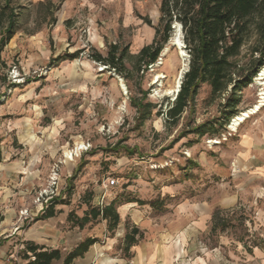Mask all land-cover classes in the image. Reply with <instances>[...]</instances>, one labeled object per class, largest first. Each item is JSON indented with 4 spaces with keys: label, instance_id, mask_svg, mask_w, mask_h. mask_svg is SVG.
I'll return each instance as SVG.
<instances>
[{
    "label": "rangeland",
    "instance_id": "374dc122",
    "mask_svg": "<svg viewBox=\"0 0 264 264\" xmlns=\"http://www.w3.org/2000/svg\"><path fill=\"white\" fill-rule=\"evenodd\" d=\"M9 1L14 35L0 50V255L17 261L23 236L43 232L51 204L58 225L72 230L70 214L116 201L113 232L97 221L80 231L110 257H126V233L137 226L139 243L159 250L157 264H264V57L254 52L256 31L234 58L235 87L216 95L202 84L174 122L167 111L192 60L182 25H173L156 63L138 64L155 39L161 0ZM111 46L124 54L123 73L92 58ZM217 210L225 231L212 230Z\"/></svg>",
    "mask_w": 264,
    "mask_h": 264
},
{
    "label": "trees",
    "instance_id": "16d2710c",
    "mask_svg": "<svg viewBox=\"0 0 264 264\" xmlns=\"http://www.w3.org/2000/svg\"><path fill=\"white\" fill-rule=\"evenodd\" d=\"M1 14L6 15L7 26L0 37V50L14 35L15 11L9 0H5ZM159 24L155 28L156 34L152 44L142 48L138 56V64H154L157 62L165 44L168 42L173 25H182L184 40L192 56L190 69L185 75L181 89L175 98L173 106L167 111L171 121L177 122L184 112L191 106L200 86L208 83L213 94H222L229 84L235 87L233 75L239 71L234 61L251 34L255 30L258 44L254 52L264 57V0H161ZM151 24L150 20L147 22ZM78 54L70 55L77 57ZM95 61L110 65L115 71L123 73L124 54H119L117 46H111L108 55L93 53ZM259 69L264 65L258 61ZM143 99L133 100L142 102ZM143 106L138 104L140 113ZM145 109L144 111H146ZM150 113L149 110L142 114ZM119 205L113 201L105 206H91L83 216L69 215L73 227L85 228L89 223L106 220L108 231L113 232L120 224ZM55 216L54 206L51 204L45 211L44 218ZM229 226L227 220L220 217V210L213 214L212 230L220 228L225 231ZM143 236L141 230L134 226L125 236V252L129 257L131 247L136 245ZM98 241V238L87 237L81 241L65 259L64 264H72L76 258L83 257ZM243 241V238L240 240ZM25 248L20 252L26 264H52L62 257L60 249L47 248L33 241H24Z\"/></svg>",
    "mask_w": 264,
    "mask_h": 264
},
{
    "label": "crops",
    "instance_id": "0c3cea01",
    "mask_svg": "<svg viewBox=\"0 0 264 264\" xmlns=\"http://www.w3.org/2000/svg\"><path fill=\"white\" fill-rule=\"evenodd\" d=\"M56 216L47 218L44 225V230L41 234L34 233L33 235L23 236L22 241L30 240L37 244L44 245L47 248L60 249L62 257L56 259L52 264H64L66 255L72 251L81 241L84 240L79 227H74L72 230L58 225ZM101 227L108 230L107 221H97ZM98 237V235H97ZM98 243V241L96 242ZM95 243V244H96ZM94 244V245H95ZM93 245V246H94ZM90 247L89 251L83 256L76 258L72 264H157L161 261L159 250L155 245L137 243L131 247L130 257L125 256H108L106 251L100 248ZM0 264H26L24 259L17 258V261H11L0 255Z\"/></svg>",
    "mask_w": 264,
    "mask_h": 264
},
{
    "label": "bare ground",
    "instance_id": "6f19581e",
    "mask_svg": "<svg viewBox=\"0 0 264 264\" xmlns=\"http://www.w3.org/2000/svg\"><path fill=\"white\" fill-rule=\"evenodd\" d=\"M180 26L181 25L178 24V28L179 29H180ZM172 43L175 44V45H177V44L180 45L181 44V40L179 39V36L173 38ZM182 55H183V51H182ZM260 75H261V78L264 79V68L261 69ZM180 86H181V82L179 80L178 83H177L176 88H178V90H179ZM260 107H261L260 104H256V106L253 107L251 110H247V111L241 112L239 115L235 116L234 117V121L232 123V127L236 128L242 121H244L246 118H248L249 115L257 113L258 110L260 109Z\"/></svg>",
    "mask_w": 264,
    "mask_h": 264
},
{
    "label": "built area",
    "instance_id": "2783aa9c",
    "mask_svg": "<svg viewBox=\"0 0 264 264\" xmlns=\"http://www.w3.org/2000/svg\"><path fill=\"white\" fill-rule=\"evenodd\" d=\"M116 184V180L115 179H112L111 181H110V185H115ZM103 203H104V201L103 202H101L100 204L101 205H103Z\"/></svg>",
    "mask_w": 264,
    "mask_h": 264
},
{
    "label": "water",
    "instance_id": "95a60500",
    "mask_svg": "<svg viewBox=\"0 0 264 264\" xmlns=\"http://www.w3.org/2000/svg\"><path fill=\"white\" fill-rule=\"evenodd\" d=\"M174 28H178V23H177V25L176 26H174ZM175 45V44H174ZM180 89H181V86H180V88H179V90H178V92L180 91Z\"/></svg>",
    "mask_w": 264,
    "mask_h": 264
}]
</instances>
